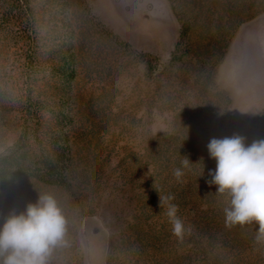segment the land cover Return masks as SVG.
<instances>
[{
  "label": "rangeland",
  "instance_id": "374dc122",
  "mask_svg": "<svg viewBox=\"0 0 264 264\" xmlns=\"http://www.w3.org/2000/svg\"><path fill=\"white\" fill-rule=\"evenodd\" d=\"M233 134L264 139V0H0V219L53 194L51 264H264L207 183Z\"/></svg>",
  "mask_w": 264,
  "mask_h": 264
},
{
  "label": "clouds",
  "instance_id": "9594fccd",
  "mask_svg": "<svg viewBox=\"0 0 264 264\" xmlns=\"http://www.w3.org/2000/svg\"><path fill=\"white\" fill-rule=\"evenodd\" d=\"M207 151L216 162L207 183L215 186L214 193L222 198L225 227L255 225V241L264 244V139L248 144L239 134L211 138ZM197 163L202 165V177L203 158ZM191 164L196 163L182 157L183 168ZM174 174L182 176V169L177 168ZM171 199L159 196L158 207H166L172 235L182 240L191 229L186 228L178 215L179 206ZM67 234L68 219L57 199L50 192H40L22 211L13 208L0 219V264H51L53 252L69 246Z\"/></svg>",
  "mask_w": 264,
  "mask_h": 264
},
{
  "label": "trees",
  "instance_id": "16d2710c",
  "mask_svg": "<svg viewBox=\"0 0 264 264\" xmlns=\"http://www.w3.org/2000/svg\"><path fill=\"white\" fill-rule=\"evenodd\" d=\"M26 173H29V172L27 171V169L22 167V165H20V164L16 165V172L14 173L15 178L22 176L23 174H26ZM11 174L12 173L10 172L9 165L4 164L2 169H0V191L3 190L6 187V185L9 183ZM29 174H35V173H29ZM39 177L44 178L43 175H39ZM50 178L51 177H49V179H47V180H49V181L52 180ZM56 182H58L59 184H62V183H60V180L56 181Z\"/></svg>",
  "mask_w": 264,
  "mask_h": 264
},
{
  "label": "bare ground",
  "instance_id": "6f19581e",
  "mask_svg": "<svg viewBox=\"0 0 264 264\" xmlns=\"http://www.w3.org/2000/svg\"><path fill=\"white\" fill-rule=\"evenodd\" d=\"M94 254V253H93Z\"/></svg>",
  "mask_w": 264,
  "mask_h": 264
}]
</instances>
